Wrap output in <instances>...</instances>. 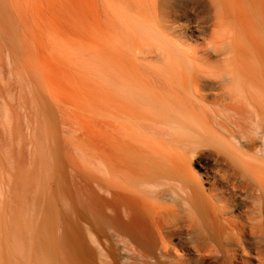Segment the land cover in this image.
Returning <instances> with one entry per match:
<instances>
[{
    "label": "bare ground",
    "instance_id": "obj_1",
    "mask_svg": "<svg viewBox=\"0 0 264 264\" xmlns=\"http://www.w3.org/2000/svg\"><path fill=\"white\" fill-rule=\"evenodd\" d=\"M105 126L102 163L61 146L47 191L25 180L12 264H264V66L133 65Z\"/></svg>",
    "mask_w": 264,
    "mask_h": 264
},
{
    "label": "rangeland",
    "instance_id": "obj_2",
    "mask_svg": "<svg viewBox=\"0 0 264 264\" xmlns=\"http://www.w3.org/2000/svg\"><path fill=\"white\" fill-rule=\"evenodd\" d=\"M206 61L264 66V0H0V250L10 253L7 264L24 259L23 239L13 234L30 216L25 180L34 181L33 192L47 191L61 146L81 168L103 162L109 81L133 65Z\"/></svg>",
    "mask_w": 264,
    "mask_h": 264
}]
</instances>
